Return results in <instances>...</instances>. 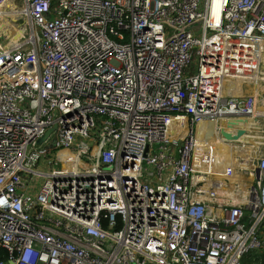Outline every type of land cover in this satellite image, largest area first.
Masks as SVG:
<instances>
[{"label":"built area","instance_id":"obj_1","mask_svg":"<svg viewBox=\"0 0 264 264\" xmlns=\"http://www.w3.org/2000/svg\"><path fill=\"white\" fill-rule=\"evenodd\" d=\"M6 1L0 264H257L264 145L226 195L194 132L264 118L225 93L264 82V0Z\"/></svg>","mask_w":264,"mask_h":264},{"label":"bare ground","instance_id":"obj_2","mask_svg":"<svg viewBox=\"0 0 264 264\" xmlns=\"http://www.w3.org/2000/svg\"><path fill=\"white\" fill-rule=\"evenodd\" d=\"M218 12H219V9H216L215 13H218ZM15 38L18 40L20 38L19 34H16ZM263 62H264V58H263ZM263 81H264V79H263ZM248 84L249 83H247V82H245V83L243 82L242 84H237L235 82H230V83L227 82V88L225 90V93L228 94L229 92H232L233 95H240V96L249 95V96H251L253 92L248 87ZM262 99L264 101V96H263ZM260 102H262L261 99H260ZM241 121H245V120H241ZM247 123L238 122V121H236V122H233V121H231V122L222 121L221 124H220V127L223 128V129L225 128L226 132H231L232 128H242V130L245 129V128L251 129L252 125L251 124H247ZM217 130H218V126L217 125H215L213 123H207V124H202L199 127V131H201V133H204L203 136L201 135V133H200V135H198V134H196V132H194V135L197 136V138L199 139L198 140L199 147H198V154H197L196 171L198 173H208L210 179H213V178L218 179V174L216 172H219L220 170L226 171L228 169L234 168V169L238 170L239 173H240L241 170H244L247 167V165H243V163L240 162L241 160L239 161V156L243 155L244 152L245 153H244L243 156H245V157L248 156L247 159H251V156H250L251 153L249 152V150L243 149V150H239L238 152H236L235 150H230L231 148L229 147L230 146L229 144H227L226 146H224V147H222L221 149L218 150L217 146H223V144H221V142H223V140L220 139V137H218L219 134H217ZM183 134H185V132ZM232 134H234V133H232ZM211 135H212V137H210ZM209 138H213V139L208 140ZM242 138H244V137H242ZM257 138H259V136ZM260 138H261V136H260ZM239 140H242V139L239 138ZM213 148H214L215 153H217V155L213 157L211 162H209L208 160L205 159V163H207V164H202V159L204 158V154H206L207 152L208 153L213 152L212 151ZM237 149H238V147H237ZM247 152L249 154H246ZM244 161H246V160H243V162ZM209 163H212L213 167H211V165ZM216 169H217V171H216ZM239 169H241V170H239ZM243 178L244 179L237 180V181H232L233 178L231 176L223 175L221 177V180L219 179L220 181H218V182L220 183V186L222 188V192H224L226 195L227 194L228 195H232L233 192H234V186L236 184H239L240 187L242 188V190H246V188L251 185V183L249 184L246 181L244 175H243ZM249 181L250 182L253 181V177L252 176L250 177ZM227 189H230V190H227ZM234 203H238V202L235 201Z\"/></svg>","mask_w":264,"mask_h":264},{"label":"rangeland","instance_id":"obj_3","mask_svg":"<svg viewBox=\"0 0 264 264\" xmlns=\"http://www.w3.org/2000/svg\"><path fill=\"white\" fill-rule=\"evenodd\" d=\"M4 6H5V13H7L9 15V17L6 18V23H8L9 25L12 24L11 22L14 19V18L11 17L12 13L14 11H21L24 8L23 1L22 0H10V1L7 0L5 2V5ZM255 76H257V75H255ZM263 79H264V77H263ZM241 82L242 83L243 82L245 83L246 81H237L235 83L242 84ZM248 87L253 92L252 95L251 96L247 95V96H242V97H252V96L254 97L255 96L258 101H260V99H261V101H263L262 98L264 96V82L262 83V85H252V84H248ZM233 122H236V121H233ZM238 122H245V123L248 122L247 124H251L252 125V127H251L252 130L251 129H247V128H245L243 130H242V128H232V131L231 132H227L230 135H232L234 137H237L238 134H239V132H243V134L241 136H239L238 139H227V138L224 137L225 136L224 133H226L225 128L224 129L221 128L223 131H221V134L218 137H220V139L223 140V142H221V144H223V146H217V148L219 150L222 147H224L227 144H229L230 145L229 147L231 148L230 150H235L236 152H238L239 150H243V149L249 150V152L251 153L250 154L251 159H247L248 156L247 157L243 156L244 153H245L244 152L243 155H240L239 156V161L241 160L240 162L243 163V165H247V167L244 170L239 169V170H241L240 173H239L238 170H236L234 168H231V169H228L226 171L220 170L219 172H216V173L218 174V179L221 180V177L223 175H229V176H231L233 178L232 181H237V180L244 179L243 178V175H244L246 181L249 184L251 183V185H252L253 182H254V178H253V181L252 182L249 181L250 177L252 176L250 173H251V170H253L256 167L258 158L260 156L259 155V152L261 151V148L264 145V142H262V139H261L262 137H264V130H262V125H264V119H261L260 118L258 121H256V123L252 119L245 120V121H238ZM255 125L257 126V128H256L257 130L253 131V129L256 127ZM232 133H234V134H232ZM258 136H259V138H257ZM260 136H261V138H260ZM210 137H212V135ZM242 137H244V138H242ZM178 138L179 139H183L184 136H179ZM239 138L242 139V140H239ZM237 147H238V149H237ZM214 148L212 149L213 152H210V153L207 152L206 154H204V158L202 159V164H207V163H205V159L208 160L209 162H211L212 159H213V157L217 155V153H215V151H214ZM246 154H249V153L247 152ZM243 160H246L247 162L246 161L243 162ZM209 164L211 165V167H213L212 163H209ZM245 170L246 171H249V172H245ZM216 171H217V169H216ZM252 258H253V260L255 262L258 263V255L253 254Z\"/></svg>","mask_w":264,"mask_h":264},{"label":"water","instance_id":"obj_4","mask_svg":"<svg viewBox=\"0 0 264 264\" xmlns=\"http://www.w3.org/2000/svg\"><path fill=\"white\" fill-rule=\"evenodd\" d=\"M54 131V129H51L50 131H48L47 133H46V135L42 138V139H40V141L38 142V145H41V144H43L44 142H45V140L48 138V136H50V134L52 133ZM223 131V130H222ZM225 134V137L227 138V139H237L239 136H241L242 134H243V132H239V134H238V136L237 137H234V136H232V135H230L229 133H224ZM9 264H14L13 262H10Z\"/></svg>","mask_w":264,"mask_h":264},{"label":"trees","instance_id":"obj_5","mask_svg":"<svg viewBox=\"0 0 264 264\" xmlns=\"http://www.w3.org/2000/svg\"><path fill=\"white\" fill-rule=\"evenodd\" d=\"M106 226V223H105ZM246 264H251V262L247 261ZM257 264H264V254H258V263Z\"/></svg>","mask_w":264,"mask_h":264},{"label":"clouds","instance_id":"obj_6","mask_svg":"<svg viewBox=\"0 0 264 264\" xmlns=\"http://www.w3.org/2000/svg\"><path fill=\"white\" fill-rule=\"evenodd\" d=\"M230 122H231V121H230ZM53 129L55 130V128H53ZM49 131H50V130H49ZM52 133H53V132H52ZM52 133H51V134H52ZM51 134H50V135H51ZM45 135H46V134H45ZM48 138H49V136H48ZM48 138H47V139H48ZM47 139H46V140H47ZM46 140H45V141H46ZM39 141H40V140H39ZM41 145H42V144H41ZM41 145H38V146H41ZM262 254H264V251H263L260 255H262Z\"/></svg>","mask_w":264,"mask_h":264},{"label":"crops","instance_id":"obj_7","mask_svg":"<svg viewBox=\"0 0 264 264\" xmlns=\"http://www.w3.org/2000/svg\"><path fill=\"white\" fill-rule=\"evenodd\" d=\"M263 127V126H262Z\"/></svg>","mask_w":264,"mask_h":264}]
</instances>
